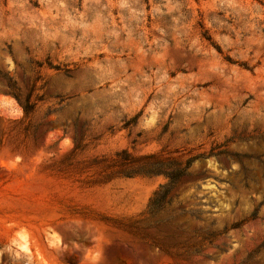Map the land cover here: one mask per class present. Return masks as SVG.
Wrapping results in <instances>:
<instances>
[{"label": "rangeland", "instance_id": "374dc122", "mask_svg": "<svg viewBox=\"0 0 264 264\" xmlns=\"http://www.w3.org/2000/svg\"><path fill=\"white\" fill-rule=\"evenodd\" d=\"M0 264H264V0H0Z\"/></svg>", "mask_w": 264, "mask_h": 264}, {"label": "trees", "instance_id": "16d2710c", "mask_svg": "<svg viewBox=\"0 0 264 264\" xmlns=\"http://www.w3.org/2000/svg\"><path fill=\"white\" fill-rule=\"evenodd\" d=\"M18 100L19 97L16 95ZM21 102V101H20ZM26 113H29V107H25ZM118 155H126L132 157L131 153L127 149H123L117 153ZM150 155L148 157H152ZM115 163L119 162L120 167L115 168L112 167L111 171L108 173L109 176L121 175V176H135L138 174H156L164 172L168 177L169 181L165 184H162L158 190L155 191L154 197L151 198L150 202V211L155 213L160 210L165 203L168 202V194L174 187V185L180 180V178L185 174L186 168L189 166H185L181 169H175V171L168 172L164 169H161V165L154 164L152 162L148 163H138L137 159L129 158V159H120L117 158L114 160ZM111 178V177H109Z\"/></svg>", "mask_w": 264, "mask_h": 264}]
</instances>
